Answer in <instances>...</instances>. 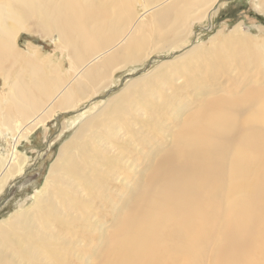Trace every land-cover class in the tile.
I'll return each instance as SVG.
<instances>
[{
    "label": "bare ground",
    "instance_id": "bare-ground-1",
    "mask_svg": "<svg viewBox=\"0 0 264 264\" xmlns=\"http://www.w3.org/2000/svg\"><path fill=\"white\" fill-rule=\"evenodd\" d=\"M144 1L150 9L138 17L131 0H0V65L13 56L16 36L34 16L41 32L57 33L72 56V81L66 84L57 76L47 78L42 64L28 60L30 80L18 78L7 87L3 98L9 104L0 128L10 129L14 138L10 154L0 159V191L25 166V158L16 150L19 142L47 123L55 110L75 107L110 83L120 66L150 55L153 51L146 53L145 33L165 30L162 40L176 42L178 31L187 27L190 18L204 17L219 0ZM261 9L264 12V3ZM236 32L222 42L212 40L210 48H195L179 63H197L206 58L203 51L212 48L217 49L212 56L220 59H224L223 49L250 57L260 51L240 28ZM205 61L212 63L211 59ZM159 71L151 77L155 79ZM174 74L170 69L164 76ZM138 84H130L118 99L124 102ZM52 95L54 100L45 108ZM113 102L104 114L115 113ZM80 135L81 130L64 147L48 176L49 215L52 206L66 200L68 194L62 191L67 189L66 182L71 179L78 185L69 178L68 150L81 143ZM174 150L176 157H164L146 188L134 197L132 214L112 234L108 264H206L218 242L222 248L215 253L213 264H264V90L214 101L183 123ZM84 192L89 200L92 191L84 185ZM85 212H91L90 204ZM54 217L67 224L71 236L78 232L66 221L74 215ZM43 253L58 264L65 262L57 250Z\"/></svg>",
    "mask_w": 264,
    "mask_h": 264
},
{
    "label": "rangeland",
    "instance_id": "rangeland-1",
    "mask_svg": "<svg viewBox=\"0 0 264 264\" xmlns=\"http://www.w3.org/2000/svg\"><path fill=\"white\" fill-rule=\"evenodd\" d=\"M131 3L136 16L148 14L150 8L144 0ZM262 3L264 0H219L204 17L190 18L187 27L178 31L176 42L162 40L165 30L162 36L145 33L146 53L153 51L150 55L120 66L112 81L103 84L96 94L71 109L55 110L47 123L22 139L16 150L25 158V166L0 191V264H58L43 253L46 250L62 253L63 264H108L112 234L122 219L132 214L134 197L146 188L164 157H176L174 148L183 123L216 100L239 99L251 90H264ZM36 23V16L27 20L16 36L13 56L0 65V118L9 104L3 98L7 87L18 78L30 80L28 60L42 64L47 78L57 76L65 84L71 80L68 45L57 33L43 34ZM237 28L260 48L253 57L223 49L224 59L214 58L212 48L203 51L212 63L204 62L206 58L191 65L179 63L199 46L210 48L212 40L233 38ZM233 48L231 44L230 50ZM159 69L153 79L151 75ZM170 69L175 74L164 76ZM135 82L138 88L129 92L130 97L124 102L118 99ZM111 101L115 113L106 115ZM93 120L95 124L83 129ZM80 130L81 143L68 150L69 178L79 186L71 179L66 184L63 181L67 189L62 191L68 196L62 204L52 206L49 215L48 176L61 151ZM13 138L10 129L0 128V159L10 154ZM84 185L92 191L89 200L83 197ZM88 204L91 212H85ZM54 215H74L66 221L78 232L71 236L67 224ZM221 248L220 242L213 245L206 264L214 263L215 253Z\"/></svg>",
    "mask_w": 264,
    "mask_h": 264
}]
</instances>
